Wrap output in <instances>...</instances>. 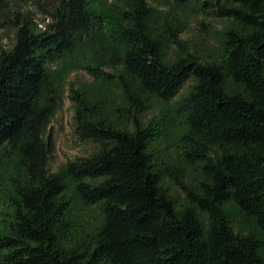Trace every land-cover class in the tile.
<instances>
[{
  "label": "trees",
  "instance_id": "obj_1",
  "mask_svg": "<svg viewBox=\"0 0 264 264\" xmlns=\"http://www.w3.org/2000/svg\"><path fill=\"white\" fill-rule=\"evenodd\" d=\"M166 1L186 20L148 0H0V31L12 33L0 47V163L21 170L8 177L0 264H264V0ZM190 17L208 35L223 24L217 53L181 37ZM75 55L74 69L118 86L133 109L117 124L104 99L71 88L75 134L97 149L51 172L47 128L63 97L53 66ZM143 97L176 101L181 168L156 165L149 144L165 124L139 120ZM71 193L99 208L92 236L71 224Z\"/></svg>",
  "mask_w": 264,
  "mask_h": 264
},
{
  "label": "rangeland",
  "instance_id": "obj_2",
  "mask_svg": "<svg viewBox=\"0 0 264 264\" xmlns=\"http://www.w3.org/2000/svg\"><path fill=\"white\" fill-rule=\"evenodd\" d=\"M155 10H157V16H163L168 14H175L179 20H186L188 11L183 8H176L173 5H169L166 0H148ZM165 16V17H166ZM164 17V18H165ZM198 19L189 18L185 28V32L181 34V37L185 40L195 43L200 48V54L202 56H208L209 54L217 53L215 45L218 39V32L222 29L223 24L218 21H210L214 30L211 35L206 34L209 30L204 29L197 23ZM207 21V20H206ZM210 29V27L208 28ZM11 31H0V47L9 48L12 40ZM90 51H86L87 58L90 56ZM80 56H73L65 58L62 63H57L53 66V69L62 72V100L59 108L53 116L47 131L52 135L54 150L49 158L48 167L51 172L59 171L60 168L67 162L75 157H85L93 153L97 149V145L80 140L74 131L73 120V107L71 100L69 99V90L75 89L79 92L85 93V95L91 96L94 100L104 99L105 106L101 107L103 113L109 121H113L117 124H126L128 122L127 112L123 111L126 108H131L128 103L123 100V93L121 89L115 84L107 83L105 81H98L92 79L86 72L82 70H76L74 66L75 59L78 61L84 58ZM176 58L174 48L169 49L164 54V60L172 62ZM86 60V59H85ZM105 72L117 74L122 71L119 69L106 68ZM186 92V88L183 93ZM106 100L108 101L106 103ZM124 102V103H123ZM144 108L141 113L138 114L139 120L144 124H165V129L162 130L161 135L150 142L149 149L154 155V161L157 166L162 168L169 167L172 169H179L183 166V158L181 153L183 145L180 142L179 135L185 130L183 126L182 116H173L174 103L171 101L168 104H163L157 100L150 98H142ZM115 107L118 110H115ZM169 125H173L169 128ZM169 128V129H168ZM186 175L189 178H193L196 175V171L192 168H185ZM21 172L19 167L11 164L0 163V230H4L6 222H8L12 209L8 203L10 200L8 197L13 195L10 180L8 177H16ZM12 184V183H11ZM162 186L166 188L171 198L176 200L177 204L180 203L183 197L181 191L174 185L169 176L163 178ZM72 203L71 211V224L74 229L80 230L83 236H92L95 228L101 225L102 217L97 206L84 207L73 199L72 193L70 194Z\"/></svg>",
  "mask_w": 264,
  "mask_h": 264
}]
</instances>
